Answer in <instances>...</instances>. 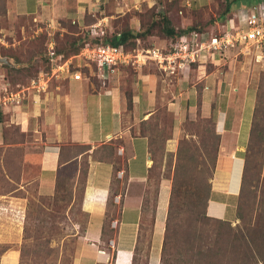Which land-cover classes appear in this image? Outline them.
I'll return each mask as SVG.
<instances>
[{
  "label": "rangeland",
  "instance_id": "1",
  "mask_svg": "<svg viewBox=\"0 0 264 264\" xmlns=\"http://www.w3.org/2000/svg\"><path fill=\"white\" fill-rule=\"evenodd\" d=\"M13 1L0 0V57H10L17 65L10 67L0 64V91L10 96L9 101L0 105V200H16L17 207L12 208H17L18 215L13 226L15 235L9 239L10 241L8 240L9 242L5 240L6 242L0 243V255L6 248L12 247L14 255H17L18 264H74L79 238L87 221V215L82 212L80 206L85 159L80 162L78 176L74 172V163L64 166L59 171L56 194L51 196L39 194L38 164L28 156L37 157L43 151L42 141L46 132L50 130L49 127L46 128L40 123L44 115L43 106L45 104L40 101L43 98L51 104L53 102L49 97L51 92L55 91L56 87H61L58 92L63 93L66 88V79L52 77L47 90L41 93L32 89L33 81L37 80L41 72H46L50 68L48 50L51 44L58 53L62 54L63 59H71L74 62L72 67L81 70L84 82L91 89L119 87L123 97H126L128 93L131 95L133 92L139 70L157 76H160V73L154 64H147L142 69L123 66L106 74L103 78L98 75L93 65H86L76 55L85 43L98 44L97 38L107 37L108 33L99 32L98 29L97 33H92L89 28L65 17H59L53 22L16 14L10 10ZM256 1L260 0H239L232 3L231 7L232 10L240 6L250 7ZM226 8L227 0H213L211 5L195 11L180 4L172 5V11L167 14L148 11L142 18V31L134 34L137 36L136 41L128 40L127 46L129 48L153 45L168 47L175 40L174 34L190 26L209 28L215 18L221 20L224 16L226 17L232 11L227 12ZM210 71H214L218 76L219 85L217 87L220 88L225 78H227L228 85L224 83V86L219 89L220 92H217L216 87L215 101L210 102L211 99H209L207 106L202 107L200 98L202 86L198 80L204 73ZM190 76V84L196 83L197 100H194L186 91L183 97H180L182 109L178 114L179 117L167 108V102L172 98V94L164 93L158 87L156 104L150 117L145 119L146 123L143 124L141 121L131 127L132 132L135 133L140 129L146 130L147 135L151 134L156 140L154 143L155 157L154 160L151 159L154 171L150 173L152 177L143 194V204L146 209L142 232L143 244L135 256V264H146L148 235L157 184L166 181L172 187L175 176L178 178L176 182L178 181L181 187L180 207L171 225L172 231L167 239L165 251L160 256L159 264L162 262L163 264L236 263L230 260L231 254L229 253L224 257H215L210 253L206 259H199L195 254L197 249L193 251L188 249L186 252L184 241L189 239L194 247H200L205 243L201 236H208L211 249L215 250L220 245L224 246L225 243L234 246L231 242L224 241L229 237L226 228L229 225L235 233L242 225L236 215L237 200L228 201L233 211L231 216L220 219L224 223L202 224L197 222L196 217L202 216L204 208L194 206L199 201L197 194L204 196V191L208 187L215 168L217 152V138L214 136L213 124L215 112L221 109L226 111L229 119L233 117L234 103H237L240 90L236 91L235 87L231 89L229 84L238 78L246 80L244 90L246 96L248 95L244 102L240 122L243 142L248 141L250 126H253L251 139L255 154L252 170L257 175L248 184L246 183L242 197V200H246V213L251 217V223H255L254 214L259 210L258 203L262 199L264 187V143L260 141L256 128L263 129L264 126V71L249 60L248 56H240L236 59L225 57L219 63L211 61L202 69H192ZM259 91L262 97L258 101L257 92ZM254 108L255 117L252 118ZM63 109L61 106L62 112ZM107 111L111 114L112 108ZM208 113L211 117H208ZM124 115L125 120L132 124L130 113ZM110 118L111 120L116 118L115 113H112ZM111 144L113 145L107 144L99 150L105 149L109 154L113 153L109 158L119 159L115 163V168H119L124 158H117L114 154L117 145L124 144V142L115 140L111 141ZM140 146L141 149H138V152L134 151L138 158L129 163L130 171L131 169L139 171L142 168L140 160L143 158L144 143L142 142ZM85 148L70 144L62 146L61 149L67 152L68 157H72L84 151ZM242 162L244 163V157L240 166L237 164L235 167L239 172V178L242 177ZM250 174H252L251 169ZM258 175L259 179H257ZM120 182H122L121 185ZM120 182L116 181L118 189L123 188L125 179ZM10 209L0 205L2 213H6L7 210L12 211ZM117 211L116 209L115 214ZM0 221L4 222V219L0 218ZM218 235L222 237L220 240ZM217 239L218 242H216ZM202 249L207 253L206 246ZM235 250L238 251L239 247H235Z\"/></svg>",
  "mask_w": 264,
  "mask_h": 264
},
{
  "label": "crops",
  "instance_id": "2",
  "mask_svg": "<svg viewBox=\"0 0 264 264\" xmlns=\"http://www.w3.org/2000/svg\"><path fill=\"white\" fill-rule=\"evenodd\" d=\"M171 1L14 0L10 10L16 14L33 16L37 20L54 22L59 17L69 18L89 28L92 33L98 29L99 32L112 35L117 29L128 27L133 34H136L141 29L138 13L155 5L160 8V2L163 4ZM182 1L189 8L198 9L211 5L213 0ZM260 3H264V0ZM238 8L243 10L248 6ZM158 72L160 76L138 71L137 82L131 94L130 110L127 109L126 97H123L119 87L91 89L83 78L81 80L66 78V88L63 93L58 92L61 87H56V90L51 92L49 96L53 101L51 104L41 98L40 103L45 104L40 123L50 130L46 132L42 141L43 151L37 157L28 156L38 164L39 194L48 196L55 194L59 171L64 166L76 163L74 172L78 176L81 160L87 159L88 162L80 204L82 212L87 215V221L79 238L74 264H133L135 253L143 244L141 241L143 236L140 235L141 224L145 225L142 210L143 194L150 180L149 169L152 160L148 151V139L136 135L131 127L150 117L156 104L158 87L164 93L172 94V98L167 102V108L174 112L176 117H179L178 114L181 112L180 99L186 91L194 100H197L198 96L196 83L190 84V70H182V75H167L160 70ZM217 77L214 71H210L199 78L198 83L202 86L200 91L202 107L207 106L209 99L210 102L215 101V91L219 85ZM227 82L225 78L220 88L217 87V92H220L219 89L224 83L228 85ZM245 83L244 78H238L229 84L231 89L235 87L236 91L240 90L231 119L228 118L226 111L220 109L215 112V125L217 133L220 134V143L210 181L211 190L206 213L207 216L216 219L231 216L233 209L228 201L238 200L241 178L235 167L237 164L240 166V162L243 161L247 144V141H242L240 132L241 113L248 96L244 90ZM61 106L64 108L63 112L60 110ZM109 108H112L111 114L115 113L116 118L113 120L110 118L111 114H108ZM125 113H130L132 124L125 120ZM212 116L214 118V114ZM40 137L43 139L42 135ZM115 140L124 142L117 145L114 154L117 158H124V162L114 176L115 163L119 159L114 160L112 157V160L109 157L113 153L109 154L107 150H99V148L107 144L113 145L111 141ZM142 142L144 143L143 158L140 160L142 168L139 171L134 169L130 171L129 163L138 158L134 151L138 152V149H141ZM70 144L85 146L86 150L68 157L67 152H63L61 148ZM118 172H122V177H118ZM124 179L123 188L118 189L116 181L120 182ZM170 192L169 183L159 185L154 222L148 235L146 264L160 263ZM0 203L8 209L17 207L16 200H0ZM16 207L10 209L12 210L10 212L0 211V218L4 219V222L0 221V243L6 242L5 240L9 242V239L15 235L13 226L18 215ZM115 208L118 211L113 214L114 211L116 212ZM109 217H111L109 229L113 234L107 241L104 239L103 231ZM0 264H18L17 255H14L12 247L6 248L1 253Z\"/></svg>",
  "mask_w": 264,
  "mask_h": 264
},
{
  "label": "built area",
  "instance_id": "3",
  "mask_svg": "<svg viewBox=\"0 0 264 264\" xmlns=\"http://www.w3.org/2000/svg\"><path fill=\"white\" fill-rule=\"evenodd\" d=\"M232 16L223 25L217 23L216 32L204 30L184 33L168 47L153 45L126 49L123 45L85 43L77 57L86 65H93L103 78L123 66L140 68L147 64H154L164 74L179 75L194 63H219L225 57L236 59L240 56H248L264 70V4L257 3L243 10L237 8ZM48 59L50 70L41 72L37 80L33 81L32 89L37 93L47 90L52 77L83 78L81 70L71 69L73 61L63 59L53 44L49 47ZM9 99L10 96L0 91V105ZM118 177H122V172H118Z\"/></svg>",
  "mask_w": 264,
  "mask_h": 264
},
{
  "label": "trees",
  "instance_id": "4",
  "mask_svg": "<svg viewBox=\"0 0 264 264\" xmlns=\"http://www.w3.org/2000/svg\"><path fill=\"white\" fill-rule=\"evenodd\" d=\"M238 1L239 0H227L226 11L229 12L230 10H232L231 4L236 3ZM260 2H263V0H260L257 3H260ZM257 3H255V4H257ZM174 4H180L181 6H186L182 0H172L171 2H166L163 4L160 2V5H161L160 8H158V5L157 6L155 5L151 8H145L142 12L138 13L137 15H138L140 22H141V29L138 32L142 31V28H143L142 27V18H143L145 13H147L149 11V12H154V13H161V14L165 13V14H167V13H170L172 11L171 6ZM205 7H207V6H203L201 8H205ZM189 9H191L193 11L197 10V9H192V8H189ZM236 9L237 8H234L232 11L234 12ZM232 11L226 17L224 16L223 18H221V20L215 18L213 21V24L211 25V27L209 26V28L190 26L189 28H186V29L182 30L181 32L174 34L173 38L176 40V38H178L182 34L189 33L191 31L201 32L204 30H209L211 32H216V30H217L216 24L221 21L219 24L223 25L227 21V19L232 16V14H231ZM136 38H137V36L131 32V29H129L128 27H123L121 29L115 30V32L112 35H108L107 37L97 38V40L99 42L98 44L109 43L112 45H123L126 49H131L127 46L128 40L134 39V41H136ZM175 40H173V41H175ZM58 54H60V53H58ZM205 65L206 64L204 62L194 63V64H191L186 69L191 71L192 69L197 68V70H198L199 68L200 69L204 68ZM71 69H78V68H74L71 66ZM49 70H50V68L48 69V71ZM48 71H46V72H48ZM261 97H262V93L260 91L257 92L258 101L261 99ZM126 102H127V109L130 110L132 107V101H131V95L129 93L126 95ZM255 111L256 110L254 108L252 118L255 117ZM208 117H211V116L209 115ZM146 121L143 120L142 123L144 124V123H146ZM213 124H214V136L217 138V152H216V159H217L218 147H219V143H220V134L217 133V131H216L215 122ZM252 127L250 126V133H249L248 141L246 144V152L244 153L243 171H242V177L240 180V188H239L237 207H236V215H237V218L239 220H241L242 225L238 227V229L235 233L233 232L232 228L228 225V227L226 228V232H228L229 237L226 238L227 240L224 239L225 242H227V241L231 242L234 246L230 245L229 243L224 242L225 243L224 246L220 245L215 250L211 249V247L209 245L210 242H209L208 236L207 237L201 236V238L204 240L205 243L201 244L200 247H198V246L194 247V244L189 239L184 241L185 245L188 247L187 248L186 246H184V248L186 249V252H188V249H190L192 251L197 249L198 251L195 254H196V256H198L199 259H203V258L206 259L210 253H211V255H213L215 257H224L227 253H229V254H231L230 260L234 261V263L236 262L235 264H257L258 262H261L262 264H264V240L261 241L262 239H264V187H263V191H262V199L258 203L259 210L254 214L255 223H251V217L248 216L246 213V200L245 201L242 200V197L244 195L245 188H246V183L248 184L250 182V180H252L257 175V174L255 175L253 170H252V168L254 166L253 157L255 154L254 149L252 147V139H251V133L253 130ZM262 128L263 129L256 128V130H257V133H259V135H260V141H262V143H264V126ZM135 134L142 136V137H146L148 139V151H149V154L151 156V159L154 160V157H155L154 154L156 152L154 150V143H156V140L152 137L151 134L147 135L148 133L144 129H140ZM83 147H85V146H83ZM85 150H86V148L84 149V151ZM84 151H82V152H84ZM180 153L181 152L179 151V154ZM216 159H215V164H216ZM125 163H126V161H125ZM74 164L76 166V163H74ZM84 165H85V168H84V182H83L84 185H83V188L85 186V180H86L87 168H88L87 159H85ZM258 167H259V165H258ZM117 169L118 168H114V176H115ZM153 169H154V165H152L149 169V178L152 177V174H150V173H152L154 171ZM250 169L252 171V174H250ZM177 179L178 178L175 176L173 183H172V187H171L161 254H163L165 251L167 239L169 238L170 232L172 231L171 225L174 222L173 220L176 218V214H178V212H179L178 209L180 207L179 200L181 197V187L178 184V181L176 182ZM257 179H259V175H258ZM210 180L208 182V187L204 191V196L197 194V199L199 201L197 200L198 204L195 203L194 206L195 207H199V206L201 207L202 206L204 208V211H203L202 216L200 218L196 217V221L200 222L202 224L203 223L208 224L211 222L224 223V221H221L220 219H216V218H212V217L207 216V213H206L207 204H208L209 195H210V190H211ZM160 184H167V182L165 181V182H160L157 184V188L155 191V199L153 202L151 226L154 222V214H155V208H156V203H157L156 199H157V193H158V189H159ZM199 193H201V192H199ZM55 194H56V191H55ZM112 197H113V195H111V198ZM239 198H241V200H239ZM142 210H143V220H144V218L146 216L145 204H142ZM113 214H115V211L113 212ZM110 221H111V217H109V219L107 220V223L105 224V229L103 231L104 239L107 241L112 237V234H113L112 230L109 229ZM151 226H150V231H151ZM143 229H144V225L141 224L140 235H142ZM229 232H232V233L229 234ZM223 235H225V233H223ZM218 237H219V240H220V238H222L219 235H218ZM141 241H142V238H141ZM216 242H218V239L216 240ZM205 246L207 248V250H206L207 253L203 252V249H202ZM235 247H237V248L239 247V250L236 251ZM137 252H138V249H137ZM137 252L135 253V256L137 255ZM112 258H113V256H112ZM161 262H162V257H161ZM133 264H135V258L133 259ZM161 264H163V262Z\"/></svg>",
  "mask_w": 264,
  "mask_h": 264
},
{
  "label": "water",
  "instance_id": "5",
  "mask_svg": "<svg viewBox=\"0 0 264 264\" xmlns=\"http://www.w3.org/2000/svg\"><path fill=\"white\" fill-rule=\"evenodd\" d=\"M0 64L8 65L10 67H16L17 65L14 63L13 59L10 57H0Z\"/></svg>",
  "mask_w": 264,
  "mask_h": 264
},
{
  "label": "bare ground",
  "instance_id": "6",
  "mask_svg": "<svg viewBox=\"0 0 264 264\" xmlns=\"http://www.w3.org/2000/svg\"><path fill=\"white\" fill-rule=\"evenodd\" d=\"M120 149V148H119ZM114 249V248H113Z\"/></svg>",
  "mask_w": 264,
  "mask_h": 264
}]
</instances>
